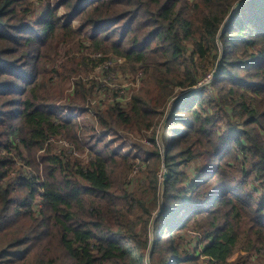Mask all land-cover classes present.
<instances>
[{
    "label": "trees",
    "instance_id": "1",
    "mask_svg": "<svg viewBox=\"0 0 264 264\" xmlns=\"http://www.w3.org/2000/svg\"><path fill=\"white\" fill-rule=\"evenodd\" d=\"M236 1L0 0V264H250L228 261L239 244L264 264V0ZM66 44L123 58L140 88L88 105L100 88L75 79L56 106L55 75L75 72L74 56L55 69ZM195 88L162 152L119 134ZM55 137L70 146L51 150ZM189 228L197 250L180 244Z\"/></svg>",
    "mask_w": 264,
    "mask_h": 264
},
{
    "label": "rangeland",
    "instance_id": "2",
    "mask_svg": "<svg viewBox=\"0 0 264 264\" xmlns=\"http://www.w3.org/2000/svg\"><path fill=\"white\" fill-rule=\"evenodd\" d=\"M75 24V23H74ZM70 46L68 44H66V46H64L62 48V50L60 51L59 57H57V61H56V67L55 69L61 70V66L66 63L67 66L70 67V58L71 56H74V74L76 73L75 76L71 75L67 78H65L63 81L61 82H57V75H55V82L53 84V86L49 89V91H52V93L54 94L55 98H57L55 104L56 106H62L64 102L68 101L70 94L72 92L73 89V83L75 79H81L84 82H95L96 86H98L100 89L97 90L96 94L93 97H90L89 99L86 100V104L88 105H92V104H103L105 102H107V97H111L112 93H114L113 91H111L107 86L108 84H110V82L108 81V77L114 75V79L116 81H120V83L126 82V84H128V89L125 91V94L129 95L131 97V95H134L138 89L140 88L141 85V79H142V75L140 77V82L138 87L134 88L132 87V84L135 81V78L137 77V75L140 73L139 70L138 71H134L132 70V68L130 67V65L128 63H126L124 60H122L121 62H117L115 61V57L113 56H103L102 54H93V53H88L87 52H72L70 53ZM81 57L84 58L83 62ZM109 61V64H106V62ZM52 68V66H51ZM52 70V69H51ZM112 79V77L110 78ZM107 84H106V83ZM207 82H204L203 84L199 85L198 88L203 87V85L207 84ZM106 85V86H105ZM196 89V88H195ZM108 91L106 94L105 92ZM118 92V90H117ZM123 93H119L118 95L120 96ZM184 94V92H181L179 95ZM178 95V96H179ZM102 96H106V97H102ZM100 98H102V100L100 101ZM173 105L171 103L167 104V107L165 109V114L163 116V118L161 119L159 125L155 124L154 126H152L149 130H141V131H135V132H125V131H120L119 134L121 135H125L128 139L127 142H134L135 144H142L145 146L150 147L151 143H150V138H154L155 143L157 145V147L161 150H163V144H162V133H163V127L166 123L167 117L170 115L171 110H172ZM74 116L76 117V119L79 122H82L81 120V115L79 114V112L75 113ZM110 138V137H109ZM58 140H65L62 137H55L53 141H50V143L47 144V147H50L51 150H55V151H60L61 149H65L67 147L63 146L62 144H60L58 142ZM67 143H69L68 141H66ZM119 143H116L115 146L118 148ZM69 145V144H68ZM75 150V149H74ZM54 151V152H55ZM76 151V150H75ZM124 151V150H122ZM126 152V150H125ZM137 152V151H135ZM57 153V152H55ZM88 152L85 151L83 153H79V155H84L87 156ZM141 156V160H144L145 158L140 154ZM140 160H136L137 164L139 163ZM144 169V167H142V170ZM141 169L138 167L137 171L139 172ZM166 171L164 168L160 169V171L157 173V177H158V181H159V190L160 192L162 191L161 189V183L163 181V172ZM139 174V173H138ZM166 180V179H165ZM164 180V182H165ZM160 213V208H158L157 211H155L153 214L155 215L154 217H157L158 214ZM164 234H166L165 231H163ZM181 237L183 238V242H181V246L182 247H186L188 249L191 250H197V246L198 245H202L203 243L206 242V239L203 238L202 234L200 232H197L195 229L189 228L187 230H185L184 232L181 233ZM247 256V261L250 262V264H252L251 259L255 258L257 259V255L254 254L253 257L251 256L248 257L249 255H247L245 253V251L243 250L241 244H239L235 249L234 252L232 254V256L228 259V261H232L235 260L236 258L239 257H246ZM199 262L201 264H208V260L207 258L204 257H199ZM256 264H260V261H256Z\"/></svg>",
    "mask_w": 264,
    "mask_h": 264
},
{
    "label": "built area",
    "instance_id": "3",
    "mask_svg": "<svg viewBox=\"0 0 264 264\" xmlns=\"http://www.w3.org/2000/svg\"><path fill=\"white\" fill-rule=\"evenodd\" d=\"M122 60H124L123 58H121V57H115V61H117V62H121ZM125 61V60H124ZM106 64H109V61H107L106 62ZM140 73L137 75V77L135 78V81H134V83L132 84V87H134V88H136V87H138V85H139V82H140ZM112 77V79H110ZM108 81L110 82V84H108V88L111 90V91H115V92H117V90H118V92L119 93H123V94H121V95H123V99L124 100H128L129 98H130V96L129 95H127V94H125V91L129 88L128 87V84H126V82H123V83H120V81H116L115 79H114V75H112V76H110V77H108ZM106 83V82H105ZM107 84V83H106ZM106 86V85H105ZM117 92V93H118ZM119 99V98H118ZM54 139L53 138H51L50 140H49V142L50 141H53ZM58 142L60 143V144H62L63 146H65V147H69L70 145H68V143L65 141V140H58ZM81 158H82V160H86V156H84V155H79ZM136 169L137 168H135V170H134V172L136 171Z\"/></svg>",
    "mask_w": 264,
    "mask_h": 264
},
{
    "label": "water",
    "instance_id": "4",
    "mask_svg": "<svg viewBox=\"0 0 264 264\" xmlns=\"http://www.w3.org/2000/svg\"><path fill=\"white\" fill-rule=\"evenodd\" d=\"M246 1H248V0H237L236 2H235V4L233 5V8H232V13H234V11H236V9L239 7V6H241L244 2H246ZM231 14L227 17V19L225 20V22L223 23V25H222V27H221V30H220V33L223 31V28H224V26H225V24L227 23V21L231 18ZM219 33V34H220ZM217 42H218V44H219V46H220V43H219V37L217 38ZM217 71H218V66H216V68L214 69V72L212 73V75L210 76V79L208 80V81H211L215 76H216V74H217ZM196 91V89H192L191 91H188V92H184V94H182V95H180V96H177L174 100H173V102H172V105H174L175 103H176V101L180 98V97H183V96H185V95H188V94H190V93H193V92H195ZM167 178V172L166 171H164L163 172V181H162V183H161V189H163V186H164V180Z\"/></svg>",
    "mask_w": 264,
    "mask_h": 264
}]
</instances>
